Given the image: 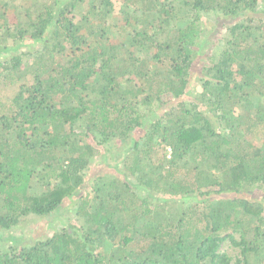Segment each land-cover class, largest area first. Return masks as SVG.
Returning <instances> with one entry per match:
<instances>
[{
    "label": "trees",
    "instance_id": "1",
    "mask_svg": "<svg viewBox=\"0 0 264 264\" xmlns=\"http://www.w3.org/2000/svg\"><path fill=\"white\" fill-rule=\"evenodd\" d=\"M10 1L0 264H264V0Z\"/></svg>",
    "mask_w": 264,
    "mask_h": 264
},
{
    "label": "rangeland",
    "instance_id": "2",
    "mask_svg": "<svg viewBox=\"0 0 264 264\" xmlns=\"http://www.w3.org/2000/svg\"><path fill=\"white\" fill-rule=\"evenodd\" d=\"M21 1L22 0H11L10 2H11V5H18L19 6L21 4ZM11 5L9 6V8L12 7ZM117 5L118 6H117L116 10L118 12H116V13H118L117 14L118 16H121V13L119 11V4H117ZM14 10H15V8H13L10 11L13 16L18 14L17 17L19 16L20 18H24L23 13L21 15L19 14L21 10H19V11L18 10L14 11ZM79 13H80V7H77L75 14H79ZM222 18H220V17L217 18V16L215 17L212 14H211V16H209V19L211 20V26H212L210 35H212L211 33H213V34L218 33L219 35L223 36V34L227 31V28L222 26V24H223ZM75 19L78 20V16H76ZM214 37L212 35L211 36L212 39H210V44H209L208 50L211 52L220 51V47L225 45L224 41H222V40H220L218 43H215V44L211 43V41L216 42L217 38L215 37L216 39L214 40L213 39ZM30 48L32 50H35L34 47H30ZM27 49H29V48H27ZM6 53L7 52H5V51L0 52V59H2L3 56H7L8 54L6 55ZM25 74H26L25 71L22 70L20 72L21 79H20V81H17V82H8L4 78L3 75L0 77V103L1 104L4 103L5 105L6 104L9 105L11 100L17 94L20 84H22L26 81L33 80V77L31 75L26 77V76H24ZM263 136H264V131H263V134L257 135V138H258V140H260L261 143L263 142L261 140ZM155 158L158 159V157H156V155H155ZM92 165L94 167L96 165V163L95 164L92 163ZM115 172H117V171L115 170ZM250 192L252 193V195H255V196L256 195L263 196V192L256 191V189L252 190ZM65 216H66V214L64 212L63 213L58 212V213H55L51 216L41 218V219L30 216V217L24 219L21 222V224L18 225V227L15 228L14 231H12V233L10 235L8 234V235L4 236L3 238H1L0 243L1 242H3V243L4 242H10L11 240H13V242L21 243L22 241H24L26 238H29V237H32V238H35L36 236L37 237L38 236L44 237L48 234H51L53 229H56L60 220L61 221L62 220H68L70 218L69 216H67V217H65ZM12 237H14L15 239ZM221 249L229 252L230 254H232L234 256H237L239 254V251H240L238 248H236L235 246L232 245L230 240L223 241L221 244Z\"/></svg>",
    "mask_w": 264,
    "mask_h": 264
}]
</instances>
